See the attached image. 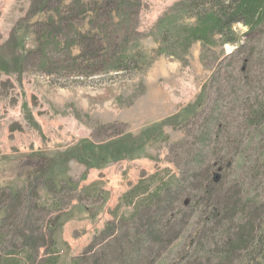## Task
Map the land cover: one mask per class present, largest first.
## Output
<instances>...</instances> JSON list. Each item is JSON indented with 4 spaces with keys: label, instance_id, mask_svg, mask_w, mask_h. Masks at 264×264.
Masks as SVG:
<instances>
[{
    "label": "rangeland",
    "instance_id": "1",
    "mask_svg": "<svg viewBox=\"0 0 264 264\" xmlns=\"http://www.w3.org/2000/svg\"><path fill=\"white\" fill-rule=\"evenodd\" d=\"M141 1L138 30L146 35L137 42L130 38L129 43L140 51L137 64L124 71L105 66L95 74L82 75L68 65L62 45L45 43L44 14L26 16L31 0H0V190L26 188L28 173L23 162L28 156L43 154L56 159L51 182L44 183L38 202L48 204L51 196H56L60 210L38 207L31 214L27 205L30 193L24 191L22 195L25 206L19 212L20 219L36 217L35 221L42 224L37 233V263L49 248L57 251L56 264H72L89 245L95 253L104 252V242L110 238L103 236L110 231L106 225L117 230L118 224L113 226L116 216H128L132 210L123 200L124 192L140 179L157 184L159 176L149 178L157 171L167 169L179 175V169L192 166L182 162L194 150L193 141L207 114L199 112L188 122H180L187 116L186 110L201 100L212 68L232 61L233 81L244 77L238 71L243 64V56L236 53L240 48L222 44L218 37L208 45L184 41L178 57L156 55L154 24L179 0ZM246 29L241 23L233 27L238 43L253 49V60L246 68L250 81L238 90L233 113L226 118L230 132L242 130L241 114L256 99L264 98V25L245 36ZM55 40L64 38L57 35ZM78 49L71 44L70 56ZM248 87H252L251 93L246 91ZM230 97L227 95L226 100ZM237 147L245 150L250 161L236 182L241 183L246 173L259 170L258 192L263 195L264 167L257 154L264 147V129L248 133ZM209 148L208 165L218 156L237 152L217 137L211 138ZM84 149L100 153L101 159L106 155L104 149L130 153L104 162L100 159L97 166L88 169L75 159L57 158ZM214 230L212 233L217 232ZM177 243L173 241L164 254L175 253ZM115 263L111 258L108 261Z\"/></svg>",
    "mask_w": 264,
    "mask_h": 264
},
{
    "label": "trees",
    "instance_id": "2",
    "mask_svg": "<svg viewBox=\"0 0 264 264\" xmlns=\"http://www.w3.org/2000/svg\"><path fill=\"white\" fill-rule=\"evenodd\" d=\"M141 3V0H31L26 16L44 14L45 43L62 45L68 65L79 74L92 75L105 66L114 71L132 69L140 60L137 46L129 43L130 38L137 42L146 35L138 30ZM237 23L246 26L245 36L263 26L264 0H179L156 20L153 31L158 44L156 55L178 57L184 41L208 45L214 44L218 37L222 44L240 48L236 53L243 56V64L238 71L244 77L237 79V83L233 81L232 61L224 66L217 63L212 68L203 85L201 100L186 110L187 116L180 122H188L199 112L207 114L193 141L194 150L182 162L192 166L179 169V175L167 169L149 175L150 179L160 178L153 186L143 179L132 185L122 195L132 210L128 216H116L113 226L118 224L117 230L106 225L105 229L110 231L103 236L110 238L104 242V252L95 253L89 245L84 254L72 259V264H108L110 258L115 264H264V194L258 192L259 170L257 175L249 172L245 178L241 176V183L236 182V176L250 161L245 150L237 146L248 133L259 127L264 129V98L256 99L241 114L242 130L230 132L226 121L233 113L238 90L250 81L246 68L253 60V49L238 43L233 30ZM57 35H62L64 41L56 42ZM71 44L78 45L76 55L70 56ZM230 56L234 59L233 54ZM251 89L248 87L246 91L251 93ZM227 95L231 96L229 101ZM243 100L245 106L247 99ZM212 137L223 139L224 144L235 147L237 152L233 156H218L211 165L206 164ZM104 151L106 155L102 159L98 157L100 153L87 149L57 158L75 159L88 169L97 166L100 159L104 162L106 158L130 153L124 149ZM257 159L264 167V147ZM257 159L252 164L254 169ZM55 161L43 154L28 156L23 162L28 173L26 188L0 190L3 213L0 264L57 263L54 248H49L37 263V233L42 224L35 221L36 217L32 220L30 216L25 219L19 216L25 206L24 191L30 193L27 205L31 214L38 207L60 210L56 196H51L48 204L38 202L44 183L51 182ZM213 230L217 232L212 233ZM173 241H178L179 249L165 255ZM171 257H174L172 261Z\"/></svg>",
    "mask_w": 264,
    "mask_h": 264
}]
</instances>
